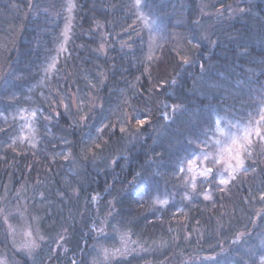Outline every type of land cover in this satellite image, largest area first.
<instances>
[{"label": "trees", "instance_id": "16d2710c", "mask_svg": "<svg viewBox=\"0 0 264 264\" xmlns=\"http://www.w3.org/2000/svg\"><path fill=\"white\" fill-rule=\"evenodd\" d=\"M141 2L154 37L133 0H0V245L14 208L21 264H262L264 148L227 185L180 168L258 117L264 0Z\"/></svg>", "mask_w": 264, "mask_h": 264}, {"label": "rangeland", "instance_id": "374dc122", "mask_svg": "<svg viewBox=\"0 0 264 264\" xmlns=\"http://www.w3.org/2000/svg\"><path fill=\"white\" fill-rule=\"evenodd\" d=\"M133 1H134V6H135L134 13L136 14V20H138L139 23L144 26V28L150 29L148 26H146L145 20L148 21V24H152V22H150L148 16L144 13L143 8H142V2H141V7L138 9L136 7V0H133ZM141 13H143V17L141 16ZM150 32H151V35L154 37L156 34V31H150ZM262 110H264V102L258 111V114H259L258 117L255 118L254 121H252L253 124L255 123L256 120L260 118ZM248 123L249 121L243 123L239 121L226 120L224 122H221L220 124L221 131H217L216 125H215V128L212 134L208 135L207 138L200 139V140L208 141V144L206 147L200 144L201 148H204L205 151L212 153L213 157H215L221 148H226L230 144L232 136L243 135L242 128ZM25 126H26V129H28V131L26 132L31 133L33 126L29 123ZM216 141H219L220 143L217 144ZM255 147H257L258 150H260L261 148H264V141L259 140V138L253 137V142L249 149L250 152H252V150H254ZM246 156L247 155L244 156V163H245ZM227 158H228V154L224 153V159H227ZM232 163H234V161H232ZM204 164L213 169L212 173H215V180L217 182L222 172L224 173V178H228V173L224 172V168L226 167L225 164L223 163L213 164L211 163V160L205 161ZM183 167L187 169L188 167L187 162L184 163ZM240 171L242 170L235 172L233 174L234 177ZM185 175L186 177L189 178V181H191L192 174L185 171ZM209 177L204 178V177L197 176L196 182L198 179L206 180ZM13 209L14 208L7 210L3 216L5 223H6V231H7L8 237L6 239L7 242H5L7 246L2 247V245H0V264H21L22 260H21L20 254L23 256H29L30 258L33 256L34 251L37 249V245L40 244L39 240L41 239V236H38L37 233H35L33 225L29 222V220L26 218L23 212L20 211L19 209L18 210L16 209L13 210ZM29 233H31V236L28 235ZM130 244L131 243L129 242V239H125V238L121 239L120 250L124 251L128 249L130 247ZM120 250H115V249L103 250L101 252L100 257H102L103 259H107L108 255H118L119 253H122L120 252ZM106 252H107V255L105 254ZM259 260L262 263V261H264V258L259 259ZM32 264H36V262H33Z\"/></svg>", "mask_w": 264, "mask_h": 264}, {"label": "snow or ice", "instance_id": "6c2138e0", "mask_svg": "<svg viewBox=\"0 0 264 264\" xmlns=\"http://www.w3.org/2000/svg\"><path fill=\"white\" fill-rule=\"evenodd\" d=\"M73 7L74 5L70 3L68 6L69 12H71ZM136 7L138 9L141 7V0H136ZM141 16L143 17V13H141ZM145 24L150 28L151 31H158V27L155 26L154 24H148L147 20H145ZM184 62L188 63L186 59H184ZM54 67H55L54 63L50 65V68H54ZM35 115L36 113L32 112V116L35 117ZM165 118L167 119V116ZM145 123H147V120L145 119L136 120V124L139 126H143ZM220 124H221V119L217 118V120L215 121L217 131H221ZM120 131L123 132L125 131V129L121 128ZM242 132L243 135L232 136L230 144L226 148H221L215 157H213L212 153L205 151L204 148H200L199 152H196L194 150L193 152L190 153L191 158H186L188 164L187 169L181 167L180 171L181 172L187 171L192 174L190 184L193 191L196 188L197 176L207 178L213 172V169L211 167H208L204 164L205 161L211 160V163L213 164L223 163L226 165V167L224 168V172L228 173V178H224V173L222 172L218 180V183L220 185H227L230 179L235 178L233 175L235 172L239 170H244V156L251 155L249 149L252 145L253 137L259 138V140L264 141V110H262L260 118L256 120L254 124L252 121H249L247 125L243 126ZM190 143L202 144L206 147L208 141L200 140L197 142H190ZM216 143L219 144L220 142L216 141ZM97 147H99V145H97ZM224 153L228 154L227 159H224ZM232 161H234V163H232ZM204 198L211 199V196L210 194L206 193L204 195ZM261 198L264 199V196H262ZM166 202L167 201H160V203H166ZM28 235L31 236V233H29ZM105 254L107 255V252ZM262 264H264V261H262Z\"/></svg>", "mask_w": 264, "mask_h": 264}]
</instances>
